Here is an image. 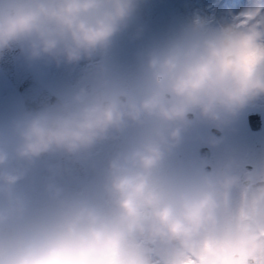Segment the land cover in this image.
Returning a JSON list of instances; mask_svg holds the SVG:
<instances>
[{
    "label": "clouds",
    "instance_id": "clouds-1",
    "mask_svg": "<svg viewBox=\"0 0 264 264\" xmlns=\"http://www.w3.org/2000/svg\"><path fill=\"white\" fill-rule=\"evenodd\" d=\"M140 3L0 0V59L79 69L0 116V264H264V0L148 40Z\"/></svg>",
    "mask_w": 264,
    "mask_h": 264
},
{
    "label": "rangeland",
    "instance_id": "rangeland-1",
    "mask_svg": "<svg viewBox=\"0 0 264 264\" xmlns=\"http://www.w3.org/2000/svg\"><path fill=\"white\" fill-rule=\"evenodd\" d=\"M239 6L238 0H141L135 23L144 27V40H148L169 35L197 17L222 19L227 16L230 9H238ZM142 42L130 40L129 34L119 37L117 42L119 58L122 61L130 59L131 53ZM34 68L33 71L40 83L56 93L72 83L79 73V69L69 72L64 67ZM22 101L0 69V116L7 115L15 107L23 104ZM255 111L261 112L263 117V127L258 131L251 130L247 122V115ZM235 126L237 133L231 137L233 143L249 153L264 149V104L243 111Z\"/></svg>",
    "mask_w": 264,
    "mask_h": 264
},
{
    "label": "water",
    "instance_id": "water-1",
    "mask_svg": "<svg viewBox=\"0 0 264 264\" xmlns=\"http://www.w3.org/2000/svg\"><path fill=\"white\" fill-rule=\"evenodd\" d=\"M0 66L4 74L22 93L25 105L34 107L54 98L55 94L38 80L33 71L34 67H29L16 52L9 53L0 59ZM43 98L46 100H41ZM261 120V113L258 111L248 115V123L253 130L262 128L263 121Z\"/></svg>",
    "mask_w": 264,
    "mask_h": 264
},
{
    "label": "snow or ice",
    "instance_id": "snow-or-ice-1",
    "mask_svg": "<svg viewBox=\"0 0 264 264\" xmlns=\"http://www.w3.org/2000/svg\"><path fill=\"white\" fill-rule=\"evenodd\" d=\"M238 3H239L240 5H243V4L245 3V0H238Z\"/></svg>",
    "mask_w": 264,
    "mask_h": 264
},
{
    "label": "bare ground",
    "instance_id": "bare-ground-1",
    "mask_svg": "<svg viewBox=\"0 0 264 264\" xmlns=\"http://www.w3.org/2000/svg\"><path fill=\"white\" fill-rule=\"evenodd\" d=\"M41 100H43V101H44V100H46V98H43V99H41Z\"/></svg>",
    "mask_w": 264,
    "mask_h": 264
}]
</instances>
